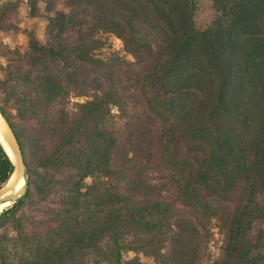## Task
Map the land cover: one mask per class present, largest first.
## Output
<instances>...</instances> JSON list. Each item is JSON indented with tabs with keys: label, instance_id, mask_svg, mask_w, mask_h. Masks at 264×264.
I'll list each match as a JSON object with an SVG mask.
<instances>
[{
	"label": "trees",
	"instance_id": "trees-1",
	"mask_svg": "<svg viewBox=\"0 0 264 264\" xmlns=\"http://www.w3.org/2000/svg\"><path fill=\"white\" fill-rule=\"evenodd\" d=\"M208 1L200 25L199 0H28L43 36L0 41L27 169L0 264H264V0Z\"/></svg>",
	"mask_w": 264,
	"mask_h": 264
},
{
	"label": "rangeland",
	"instance_id": "rangeland-1",
	"mask_svg": "<svg viewBox=\"0 0 264 264\" xmlns=\"http://www.w3.org/2000/svg\"><path fill=\"white\" fill-rule=\"evenodd\" d=\"M200 9L197 15V23L202 25L211 16L210 2L208 0H199ZM9 2L16 6V12L11 18L12 30L3 32L0 31V41L7 45L9 48H24L26 44V33L28 31H35L38 36L42 37L44 33V27L46 20L43 18L44 5L40 4V11L37 17H32L28 6V0H0V10ZM107 41L109 49L107 51L117 52L119 55L125 57L129 61H133V57L125 50L120 38L110 34L107 35ZM4 59L0 57V62ZM10 205V204H9ZM7 207V206H6ZM216 232V229H214ZM215 239L218 238V234L215 233ZM211 253L214 255L217 252L216 240L212 242L210 247ZM129 253L128 256H132ZM143 264H155L150 259L140 256Z\"/></svg>",
	"mask_w": 264,
	"mask_h": 264
},
{
	"label": "water",
	"instance_id": "water-1",
	"mask_svg": "<svg viewBox=\"0 0 264 264\" xmlns=\"http://www.w3.org/2000/svg\"><path fill=\"white\" fill-rule=\"evenodd\" d=\"M0 143L8 154L13 168L5 182L0 185V202L12 200V202L20 197L26 187V164L24 156L17 137L11 127L9 121L0 109ZM6 147L10 150L8 153ZM23 179V186L17 188L20 179ZM11 202V203H12ZM10 203V204H11Z\"/></svg>",
	"mask_w": 264,
	"mask_h": 264
},
{
	"label": "bare ground",
	"instance_id": "bare-ground-1",
	"mask_svg": "<svg viewBox=\"0 0 264 264\" xmlns=\"http://www.w3.org/2000/svg\"><path fill=\"white\" fill-rule=\"evenodd\" d=\"M8 153L10 154V150L6 147ZM23 186V179L21 178L18 185H17V188H21ZM12 202V200L10 201H6V202H0V211L3 210L6 206H8L10 203Z\"/></svg>",
	"mask_w": 264,
	"mask_h": 264
}]
</instances>
